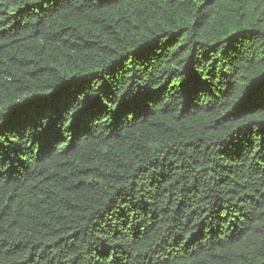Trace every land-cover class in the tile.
Instances as JSON below:
<instances>
[{
  "label": "trees",
  "instance_id": "1",
  "mask_svg": "<svg viewBox=\"0 0 264 264\" xmlns=\"http://www.w3.org/2000/svg\"><path fill=\"white\" fill-rule=\"evenodd\" d=\"M0 264H264V0H0Z\"/></svg>",
  "mask_w": 264,
  "mask_h": 264
},
{
  "label": "snow or ice",
  "instance_id": "2",
  "mask_svg": "<svg viewBox=\"0 0 264 264\" xmlns=\"http://www.w3.org/2000/svg\"><path fill=\"white\" fill-rule=\"evenodd\" d=\"M3 164V160L2 159H0V165H2Z\"/></svg>",
  "mask_w": 264,
  "mask_h": 264
}]
</instances>
